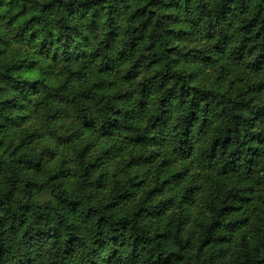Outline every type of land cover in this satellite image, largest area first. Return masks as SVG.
Instances as JSON below:
<instances>
[{"label":"trees","instance_id":"1","mask_svg":"<svg viewBox=\"0 0 264 264\" xmlns=\"http://www.w3.org/2000/svg\"><path fill=\"white\" fill-rule=\"evenodd\" d=\"M0 264H264V0H0Z\"/></svg>","mask_w":264,"mask_h":264},{"label":"rangeland","instance_id":"2","mask_svg":"<svg viewBox=\"0 0 264 264\" xmlns=\"http://www.w3.org/2000/svg\"><path fill=\"white\" fill-rule=\"evenodd\" d=\"M42 199H43V198H42ZM47 199H48V197H45L42 201H44V200L46 201Z\"/></svg>","mask_w":264,"mask_h":264}]
</instances>
